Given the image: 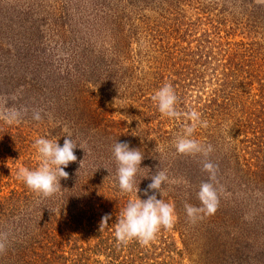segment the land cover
<instances>
[{"label":"trees","instance_id":"16d2710c","mask_svg":"<svg viewBox=\"0 0 264 264\" xmlns=\"http://www.w3.org/2000/svg\"><path fill=\"white\" fill-rule=\"evenodd\" d=\"M95 3L92 10L97 12L82 18L86 32L74 43L88 51L73 54L70 77L60 49L64 31L49 24L54 43L50 50L60 52L49 56L36 49L28 84L34 103L27 110L32 115L16 127L0 119V264H182L174 229L162 228L148 244L117 242L119 214L136 194H122L118 188L112 156L116 141L128 142L145 155L141 166L148 169L140 170L137 183L156 171L166 172L161 196L174 205L176 219L183 223V250L189 251L200 235L208 240L204 264L214 255L216 264H224L231 251L240 250L238 238L227 247L226 228L236 226L242 213L235 197L239 193L232 191L229 204L223 190L231 167L251 165L247 159L242 163L245 158L234 140L254 127L253 117L264 130V6L254 0ZM217 6L222 11L214 20L212 9ZM213 22L235 24L228 28L241 27L253 41L232 44ZM165 84L178 97L179 119L163 117L153 104L151 97ZM114 99L119 117L104 109V102ZM193 111L201 123L191 138L205 149L211 147L206 155L180 154L175 148L184 128L196 123L187 119ZM34 113L40 114L39 121L32 118ZM67 133L84 151H75L77 162L65 169L69 178L61 179V191L41 198L17 178L19 169L12 166L36 169L41 159L35 141L60 138L62 145ZM206 163L213 166L211 172L204 169ZM150 182L141 180V198ZM204 183L215 192L211 214L198 198ZM186 205L201 211L190 218ZM105 215L111 219L100 227Z\"/></svg>","mask_w":264,"mask_h":264},{"label":"rangeland","instance_id":"374dc122","mask_svg":"<svg viewBox=\"0 0 264 264\" xmlns=\"http://www.w3.org/2000/svg\"><path fill=\"white\" fill-rule=\"evenodd\" d=\"M254 3L264 6V0H254ZM93 5L96 6L95 0H0V115L11 109L21 111L23 118L19 123L14 124L15 127L23 124L29 114L32 115V111L27 110V107L32 109L34 103L32 87L28 84H32V64L35 56L41 51L49 56L52 52L53 54L60 52L50 50L54 46V43L50 42L53 33L47 26L59 25L55 28L56 31H64L61 34L62 38H65L64 47L61 46L60 49L66 63V77L69 78L74 69V65L70 63L76 55L74 53L81 52L85 55L88 51V49L75 48L74 43L81 42L86 32L82 18L94 16L95 11L97 12L92 10ZM62 7H64L63 12ZM216 8L212 9L214 20H217V16L221 15L219 12L222 11L220 6ZM145 14L152 13L146 11ZM91 20L92 18L88 21ZM213 24L220 26L223 31L221 35L232 44L253 41V38L242 34L244 30L241 27L228 28L235 24L225 22L220 25L215 22ZM257 41H260L259 37ZM36 49L39 52H36ZM116 101L114 99L112 102H104L105 105L101 102L100 105H104L105 110L113 111L114 115L119 117L118 105L114 103ZM253 118L256 121L254 127L248 128L245 133L238 136L237 140H234L245 158L242 163H246L247 159L251 165L246 163L241 167L230 168L228 182L225 184L226 190H223L222 195L224 201L230 204L232 191L238 192L239 195L235 197L240 200L241 204L238 208L242 213L236 226L226 228V235H229V238L225 239L227 247L228 245L231 247L230 242L238 238L240 250L233 253L231 251L230 254L233 256L224 264H264V162H260L264 158V139H262L264 130L263 125L258 124L259 121ZM255 166L259 169L257 170ZM12 167L25 168L20 163ZM182 224L176 219L171 228L174 229L171 234L182 252V264H204L205 246L208 240H203L197 235L193 238L194 242L189 246V251L183 250L184 238L182 239L180 234ZM242 253L244 256L240 258ZM217 260L218 257L214 255L210 258V264H216Z\"/></svg>","mask_w":264,"mask_h":264},{"label":"clouds","instance_id":"9594fccd","mask_svg":"<svg viewBox=\"0 0 264 264\" xmlns=\"http://www.w3.org/2000/svg\"><path fill=\"white\" fill-rule=\"evenodd\" d=\"M158 112L169 119H179L182 115L177 111L178 97L170 84H165L159 88L151 97ZM23 118L21 111L11 109L0 115L8 125L19 123ZM34 120L39 121L41 116L34 113ZM187 119L194 121L190 126H186L183 134L175 142L176 151L180 154H196L211 151L209 146L205 149L196 140L192 139L197 123H201L200 116L193 111L187 114ZM63 144L60 139L39 138L35 141L36 148L41 163L36 169L20 168L17 178L32 192L41 198H51L62 189L61 179L67 180L69 173L65 171L71 163L77 162L75 151L79 148L84 151V146L77 142L71 133L64 135ZM112 156L116 163L115 179L122 194H136L135 199H129L126 207L120 214L115 226V238L118 243L126 244L132 240H137L143 244L152 241L156 234L163 229H171L175 223L176 216L174 205L166 203L161 196L162 186L168 182L165 171H156L154 175H146L137 183V175L142 167L145 155L140 148L131 147L128 142H118L112 147ZM83 165V160L79 164V169ZM108 171L107 168H104ZM148 169V168H147ZM206 171L211 172L213 166L210 163L204 165ZM109 173V171H108ZM110 175V173H109ZM142 179H150V183L143 190L141 198L139 185ZM198 198L205 206L208 213L215 211V192L212 185L204 183L198 192ZM187 215L191 218L201 209L190 205L185 207ZM111 219L110 215L102 217L100 227L107 225Z\"/></svg>","mask_w":264,"mask_h":264}]
</instances>
